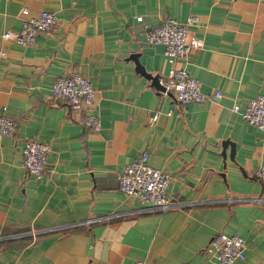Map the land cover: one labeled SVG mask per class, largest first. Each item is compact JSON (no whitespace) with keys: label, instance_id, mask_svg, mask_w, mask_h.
<instances>
[{"label":"crops","instance_id":"obj_1","mask_svg":"<svg viewBox=\"0 0 264 264\" xmlns=\"http://www.w3.org/2000/svg\"><path fill=\"white\" fill-rule=\"evenodd\" d=\"M43 10L59 22L34 44L3 37ZM167 17L195 18L203 45L176 65L201 80V102L148 75L168 79L165 47L146 41ZM73 72L93 82L99 131L51 95ZM259 93L264 1L0 0V113L16 123L0 138V264H219L204 249L220 232L245 238L234 264H264V131L231 110ZM28 138L50 145L42 177L24 167ZM143 153L170 174L172 208L121 191L120 170Z\"/></svg>","mask_w":264,"mask_h":264},{"label":"built area","instance_id":"obj_2","mask_svg":"<svg viewBox=\"0 0 264 264\" xmlns=\"http://www.w3.org/2000/svg\"><path fill=\"white\" fill-rule=\"evenodd\" d=\"M22 12L28 13V8H23ZM137 19L142 21L143 16H138ZM194 19L192 17L187 22H180L175 17L164 18L157 26L150 29L146 38L149 44H161L165 47V53L172 66L164 84L167 89L175 92L183 104L201 102L208 96L202 90V82L199 78L192 75L186 67L176 65L177 59H187L193 50L203 45L202 39L190 35L189 25L194 23ZM58 22L56 12L43 10L39 16L25 17L18 31L7 30L3 33V37L11 38L25 46L32 45L38 35L53 29ZM1 54H4V51H1ZM95 91L89 76L73 72L71 75H60L55 79L51 95L53 98L66 100L73 110L84 111V124L93 131H99L101 120L99 113L93 107ZM212 94L217 98L223 96L219 88H215ZM231 110L246 122L264 131V93H259L245 102L235 101ZM15 128L14 119L6 113H0V138L14 134ZM21 150L26 170L36 177H42L46 170L50 145L28 138L23 142ZM148 157L147 153H143L124 165L118 174L120 189L125 195L137 198L150 206L170 209L173 207V201L167 190L171 176L165 170L150 165ZM254 176L264 182V164L255 168ZM204 252L214 257L219 264H234L235 261L246 257V241L239 234L220 232L212 238ZM133 264H143V262L137 260Z\"/></svg>","mask_w":264,"mask_h":264},{"label":"water","instance_id":"obj_3","mask_svg":"<svg viewBox=\"0 0 264 264\" xmlns=\"http://www.w3.org/2000/svg\"><path fill=\"white\" fill-rule=\"evenodd\" d=\"M141 70H142L143 72H145V70H144L143 67L141 68ZM145 73H146V72H145ZM146 74H148V73H146ZM148 75H149V77L152 79L153 84H155L158 88H160V89H162V90L166 88L165 85L160 84V80H159V77H158L157 75H155V76H153L152 74H148Z\"/></svg>","mask_w":264,"mask_h":264}]
</instances>
